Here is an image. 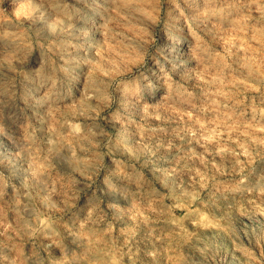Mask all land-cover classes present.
Returning <instances> with one entry per match:
<instances>
[{
	"label": "rangeland",
	"instance_id": "374dc122",
	"mask_svg": "<svg viewBox=\"0 0 264 264\" xmlns=\"http://www.w3.org/2000/svg\"><path fill=\"white\" fill-rule=\"evenodd\" d=\"M0 264H264V0H0Z\"/></svg>",
	"mask_w": 264,
	"mask_h": 264
},
{
	"label": "bare ground",
	"instance_id": "6f19581e",
	"mask_svg": "<svg viewBox=\"0 0 264 264\" xmlns=\"http://www.w3.org/2000/svg\"><path fill=\"white\" fill-rule=\"evenodd\" d=\"M81 1H84V2H87V3H91V2H94L96 0H81Z\"/></svg>",
	"mask_w": 264,
	"mask_h": 264
}]
</instances>
